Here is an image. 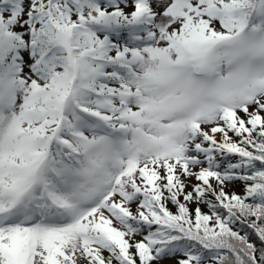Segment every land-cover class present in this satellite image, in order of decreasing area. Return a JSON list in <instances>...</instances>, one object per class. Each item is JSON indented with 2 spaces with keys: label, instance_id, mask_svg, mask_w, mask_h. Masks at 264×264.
Listing matches in <instances>:
<instances>
[{
  "label": "snow or ice",
  "instance_id": "6c2138e0",
  "mask_svg": "<svg viewBox=\"0 0 264 264\" xmlns=\"http://www.w3.org/2000/svg\"><path fill=\"white\" fill-rule=\"evenodd\" d=\"M0 264H264V0H0Z\"/></svg>",
  "mask_w": 264,
  "mask_h": 264
}]
</instances>
